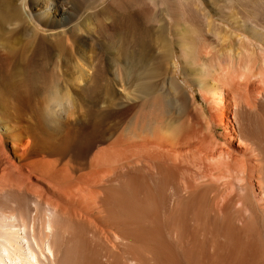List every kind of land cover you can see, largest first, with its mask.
Masks as SVG:
<instances>
[{"label":"bare ground","instance_id":"bare-ground-1","mask_svg":"<svg viewBox=\"0 0 264 264\" xmlns=\"http://www.w3.org/2000/svg\"><path fill=\"white\" fill-rule=\"evenodd\" d=\"M95 1L0 0V264H264V16Z\"/></svg>","mask_w":264,"mask_h":264},{"label":"rangeland","instance_id":"rangeland-1","mask_svg":"<svg viewBox=\"0 0 264 264\" xmlns=\"http://www.w3.org/2000/svg\"><path fill=\"white\" fill-rule=\"evenodd\" d=\"M123 1H125V0H122V1H120V0L114 1L113 0L112 3L107 4V0H102V1L96 0L94 7L96 10L99 11L100 16L98 17L99 20L97 19V17H94V21H96V22H97V20H98V22H100V21L101 22L113 21L114 15H115L114 14L115 12H113V10L116 11L118 8H120L122 3H124ZM229 1H230V11L227 13H223L224 11L222 12V10L225 7V5L229 4ZM243 1H246V0H243ZM249 1L253 4V7L250 9L249 12H245V13L249 14L250 16L254 15V14H258V15L260 14L261 16H264V0H249ZM160 2L161 3L163 2L161 5V8L167 9L168 10L167 13L169 12L170 17L172 18V20H174L173 21V27L176 25L177 26V27L175 26L176 29L180 30V32H182V33L184 31L186 34V36L184 35L183 42L179 45H176L177 54H179L178 50H180V49H182L183 51H186L188 53H193L195 50L198 52V50L202 46L203 39H205L206 42H208L212 46H215V49L219 50V51H223V48H224V50L226 48L227 49L231 48L233 51L235 50L234 52H236V50H237V52L240 51V45L235 40V38H233L234 33L232 31H230V32L228 31V33H231L232 37H230V34H228L227 31H225V30L223 32L224 34L221 35V36H223L222 38H224V40H226V38H227L228 42H225V41H224L225 43L224 42L222 43L219 41L217 42V39H216V37L214 38V36L212 35L210 28L208 26L206 27L205 25H203V23H201L200 20H198L197 16H196L197 15L196 12L202 13L205 11L206 12L209 11L210 17H208L209 18L208 22L209 21L212 22V20L214 22L216 20V18H218L219 15H221L220 13L222 12V14H225L227 16V18H229L228 20L233 21L234 23L235 22L242 23L243 9L239 4H237V0H228V1L227 0H180V1L179 0H161ZM223 4H225L224 7H223ZM185 16H186V18H184ZM92 19L93 18L91 16L90 17L83 16V20H85V21L89 22ZM193 20L195 21V23H197L199 25L201 23L200 28L197 30V32H194L195 26L193 25ZM114 22L116 23V25L120 24V22L117 20ZM117 22H119V23H117ZM205 28H206V30H205ZM208 29L210 31H208ZM204 30L207 31L206 34H205ZM7 36H8V34H7ZM15 36H14V39H16L15 45L17 44V39H18L17 45H22V44H25L27 42V39H26V41H24L26 37L22 38L23 40L19 39L20 36L23 37L22 33H17L16 37H18V38H15ZM227 36H229V38ZM254 39L255 38H253V40ZM19 40L22 41L23 43L20 44L21 42ZM219 43H221V44H219ZM109 45L112 46V43ZM180 64H181L182 68L187 67L186 68L187 69V76L189 75L188 78L190 80L192 79L194 81H197L198 77L201 78L203 75V72L204 71L206 72V68H207L205 66H198V64H195V65H193V64H187L186 65L185 64L184 65V62L182 59H180ZM196 67H199V68H196ZM199 69H201V70H199ZM19 77L20 76H18V78ZM117 90L121 91L119 88H117ZM218 131H219V133H218ZM218 131H217V135L219 134V136H222L221 135L222 130L219 129ZM221 140H222V138H221Z\"/></svg>","mask_w":264,"mask_h":264}]
</instances>
